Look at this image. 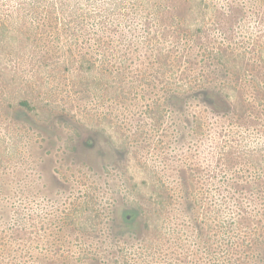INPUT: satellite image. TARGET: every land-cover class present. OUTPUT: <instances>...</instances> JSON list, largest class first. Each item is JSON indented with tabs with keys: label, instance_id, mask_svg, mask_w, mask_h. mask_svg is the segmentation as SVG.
<instances>
[{
	"label": "rangeland",
	"instance_id": "obj_1",
	"mask_svg": "<svg viewBox=\"0 0 264 264\" xmlns=\"http://www.w3.org/2000/svg\"><path fill=\"white\" fill-rule=\"evenodd\" d=\"M50 1L0 0V264H264V0Z\"/></svg>",
	"mask_w": 264,
	"mask_h": 264
},
{
	"label": "trees",
	"instance_id": "obj_2",
	"mask_svg": "<svg viewBox=\"0 0 264 264\" xmlns=\"http://www.w3.org/2000/svg\"><path fill=\"white\" fill-rule=\"evenodd\" d=\"M263 2V0H247L245 2V4L247 3L249 5V8H256L259 6V4ZM86 4V5H84ZM117 5H114V7L118 6V3H116ZM241 2L238 0V5H240ZM238 5L236 4L235 7H238ZM97 6L99 8H97ZM82 7H86V11L87 12H102V13H107V10L109 8V2L107 0H103L102 2H100V0H59V2H57L56 0H51L48 4V8H49V12L51 13L52 19L55 20L56 24L55 26L57 28L60 27V19L59 17H55L54 15L57 12H61V13H74V12H78L82 9ZM102 8V9H101ZM57 15V14H56ZM104 21H106V19H103ZM86 21L88 22V18H86ZM78 23L77 19H69L66 21V23ZM90 24L91 26L95 25V19H90ZM114 26L116 30L120 25H117L116 23L112 24L111 27ZM111 27L108 26H103L102 30L103 31H107V30H112ZM214 57H217V60H219L222 63V59H223V54L219 51V49H216V52L214 53ZM225 70L223 71L226 75L228 74V70L229 68L224 67ZM220 95V94H219ZM205 96L208 100L212 99V95H210V91L206 90L205 91ZM243 110V109H242ZM242 110L240 111V113L242 112ZM212 112V114L220 116L223 115L222 113H220L219 111H217L214 107L211 108L210 110ZM222 111V110H221ZM232 112V109L229 110V113ZM229 115V114H228ZM234 117H241V115L236 114H232ZM173 119H177L179 124H181L183 126V130H182V134H188L191 130H190V125L192 124L194 127V132H195V124L197 126V121L199 122L200 120L198 119V117H193V119L191 118V114L190 112L186 111L182 105H175L174 107V117ZM16 212V211H15ZM132 218V216H130L128 219ZM127 220V219H126Z\"/></svg>",
	"mask_w": 264,
	"mask_h": 264
}]
</instances>
